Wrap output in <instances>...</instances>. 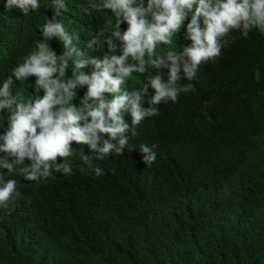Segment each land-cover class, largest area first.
Listing matches in <instances>:
<instances>
[{
	"label": "trees",
	"instance_id": "trees-1",
	"mask_svg": "<svg viewBox=\"0 0 264 264\" xmlns=\"http://www.w3.org/2000/svg\"><path fill=\"white\" fill-rule=\"evenodd\" d=\"M47 3L41 0L28 17L0 4V78L15 61L14 48L21 44L28 53L35 45L33 53L45 39L39 26L51 18ZM62 18L100 41L85 54L74 53L62 79L91 75L93 65L76 69L73 59L122 54L118 37L112 36V51L107 44L114 31L109 21L115 24L110 11H95L89 0H68ZM225 39L221 55L199 66L192 90L158 105L122 155L97 159L78 147L65 158L69 174L43 182L16 172L19 194L0 207V264H264V36L235 30ZM47 42L57 57L63 55L57 37ZM156 74L168 76L148 60L145 72L133 73L140 87ZM88 87L72 90L77 108L95 106L85 99ZM19 88L30 96L28 84ZM25 96L18 97L31 99ZM141 144L157 146L150 167ZM96 167L103 170L99 176Z\"/></svg>",
	"mask_w": 264,
	"mask_h": 264
},
{
	"label": "clouds",
	"instance_id": "clouds-1",
	"mask_svg": "<svg viewBox=\"0 0 264 264\" xmlns=\"http://www.w3.org/2000/svg\"><path fill=\"white\" fill-rule=\"evenodd\" d=\"M89 2L95 11L107 10L115 17V24L109 21V30L114 31L106 39L112 51V36L119 38L123 43L121 55L105 56L103 60L73 59L76 69L93 65L91 75L81 72L62 79L73 54H85L100 41L96 33L88 38L86 32L77 33L74 25L60 19L68 0H48L45 7L51 9V18L39 26L45 39L33 53L35 45L28 53L30 48L21 44L14 48L15 61L1 75L0 125L4 131L0 133V207H6L13 195L19 194L16 172L27 180L43 182L62 175L60 172L69 174L72 169L65 158L78 147L97 159L113 153L122 155L136 135L135 128L158 114V105L176 102L181 92L192 90L190 81L196 78L199 66L205 61L213 63L221 55L229 43L225 37L235 30L244 37L252 30L264 36V0ZM0 4L7 11L18 9L23 17L41 8V0H0ZM54 36L64 46L60 57L47 42ZM159 49L164 51L163 56L157 55ZM147 60L155 69L167 71L168 76L165 80L156 74L150 78V85L140 87L133 73L145 72ZM181 79L187 84H179ZM254 79L260 81L259 69ZM84 83L89 85L85 99L95 106L80 109L71 103L75 95L72 90ZM25 84L30 87V96L18 89ZM156 147L139 146L148 167L156 162ZM82 158L91 167L89 157ZM94 172L99 176L103 170L96 167Z\"/></svg>",
	"mask_w": 264,
	"mask_h": 264
}]
</instances>
